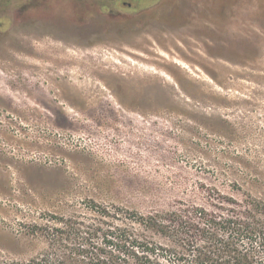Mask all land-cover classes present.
<instances>
[{
  "label": "rangeland",
  "instance_id": "1",
  "mask_svg": "<svg viewBox=\"0 0 264 264\" xmlns=\"http://www.w3.org/2000/svg\"><path fill=\"white\" fill-rule=\"evenodd\" d=\"M60 27L0 34V264L55 224L172 245L138 216L264 201V0Z\"/></svg>",
  "mask_w": 264,
  "mask_h": 264
},
{
  "label": "trees",
  "instance_id": "2",
  "mask_svg": "<svg viewBox=\"0 0 264 264\" xmlns=\"http://www.w3.org/2000/svg\"><path fill=\"white\" fill-rule=\"evenodd\" d=\"M213 207L138 216L141 228L172 245L135 236L128 224H55L45 232L46 250L11 264H129L128 259H137V264H164L160 259L179 264H264V201L249 194L241 200L224 196L222 204Z\"/></svg>",
  "mask_w": 264,
  "mask_h": 264
},
{
  "label": "flooded vegetation",
  "instance_id": "3",
  "mask_svg": "<svg viewBox=\"0 0 264 264\" xmlns=\"http://www.w3.org/2000/svg\"><path fill=\"white\" fill-rule=\"evenodd\" d=\"M238 0H0V34L5 30L55 35L60 23L101 20L107 26L148 13L159 5L237 3ZM4 28V29H3Z\"/></svg>",
  "mask_w": 264,
  "mask_h": 264
},
{
  "label": "bare ground",
  "instance_id": "4",
  "mask_svg": "<svg viewBox=\"0 0 264 264\" xmlns=\"http://www.w3.org/2000/svg\"><path fill=\"white\" fill-rule=\"evenodd\" d=\"M170 58V57H169ZM170 60V59H169ZM171 60H173L172 58H171Z\"/></svg>",
  "mask_w": 264,
  "mask_h": 264
}]
</instances>
